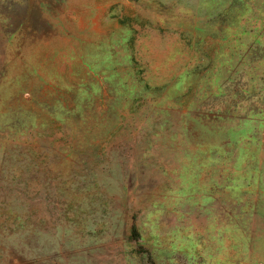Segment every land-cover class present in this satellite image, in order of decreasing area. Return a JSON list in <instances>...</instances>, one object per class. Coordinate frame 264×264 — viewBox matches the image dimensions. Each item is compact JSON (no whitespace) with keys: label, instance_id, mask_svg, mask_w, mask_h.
Masks as SVG:
<instances>
[{"label":"rangeland","instance_id":"obj_1","mask_svg":"<svg viewBox=\"0 0 264 264\" xmlns=\"http://www.w3.org/2000/svg\"><path fill=\"white\" fill-rule=\"evenodd\" d=\"M0 264H264V0H0Z\"/></svg>","mask_w":264,"mask_h":264}]
</instances>
